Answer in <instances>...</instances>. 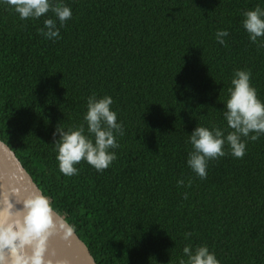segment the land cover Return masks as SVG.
<instances>
[{
	"label": "trees",
	"instance_id": "obj_1",
	"mask_svg": "<svg viewBox=\"0 0 264 264\" xmlns=\"http://www.w3.org/2000/svg\"><path fill=\"white\" fill-rule=\"evenodd\" d=\"M62 2L72 16L51 40L37 31L50 11L20 20L0 5V140L53 209L96 264H177L185 244L220 264H264V134L240 158L225 147L203 180L186 165L195 126L226 129L234 69L250 71L264 101V37L252 43L241 24L264 0ZM91 93L113 99L116 159L64 176L53 132L83 123Z\"/></svg>",
	"mask_w": 264,
	"mask_h": 264
},
{
	"label": "clouds",
	"instance_id": "obj_2",
	"mask_svg": "<svg viewBox=\"0 0 264 264\" xmlns=\"http://www.w3.org/2000/svg\"><path fill=\"white\" fill-rule=\"evenodd\" d=\"M0 5L10 8L20 20L37 19L50 11L55 19L45 18L43 27L37 30L50 40L58 38L59 28L72 16L70 7L62 0H0ZM241 24L249 41L257 43L258 38L264 37V8L256 6L243 11ZM214 36L217 43L224 45L228 31L218 29ZM250 76L247 69L233 71L222 111L226 129L195 126L188 135L191 150L187 153L186 165L201 180L207 175V162L223 157L225 147L231 156L240 158L245 154V139L255 141L264 134V101L257 97ZM112 104L110 95L91 93L86 98L83 123L75 128L57 126L54 129L52 145L62 175H75L78 172L75 165L81 161L99 172L116 159L113 150L119 146L117 138L123 135V126L117 121ZM10 197L22 207L15 208ZM70 228L67 221L57 220L50 198L43 191L23 196L16 188L0 191V264H52L45 255L47 240L57 229L64 236L71 235ZM190 235L185 233V239ZM181 251L183 255L177 259V264H220L205 244H185Z\"/></svg>",
	"mask_w": 264,
	"mask_h": 264
},
{
	"label": "water",
	"instance_id": "obj_3",
	"mask_svg": "<svg viewBox=\"0 0 264 264\" xmlns=\"http://www.w3.org/2000/svg\"><path fill=\"white\" fill-rule=\"evenodd\" d=\"M12 188L19 189L20 196L40 191L15 153L0 140V191L9 192ZM10 200L14 203L15 208L22 207L15 203L12 197ZM55 213L57 220L63 223L64 218L56 211ZM68 231H71L72 234L64 236L61 230H54L47 240L45 255L52 260V264H96L88 248L72 227Z\"/></svg>",
	"mask_w": 264,
	"mask_h": 264
}]
</instances>
